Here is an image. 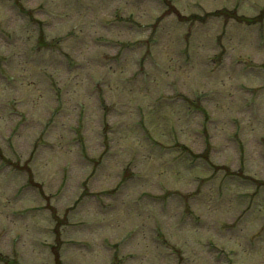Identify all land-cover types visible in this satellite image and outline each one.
I'll return each mask as SVG.
<instances>
[{
  "label": "rangeland",
  "instance_id": "rangeland-1",
  "mask_svg": "<svg viewBox=\"0 0 264 264\" xmlns=\"http://www.w3.org/2000/svg\"><path fill=\"white\" fill-rule=\"evenodd\" d=\"M0 264H264V0H0Z\"/></svg>",
  "mask_w": 264,
  "mask_h": 264
}]
</instances>
